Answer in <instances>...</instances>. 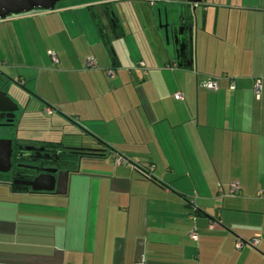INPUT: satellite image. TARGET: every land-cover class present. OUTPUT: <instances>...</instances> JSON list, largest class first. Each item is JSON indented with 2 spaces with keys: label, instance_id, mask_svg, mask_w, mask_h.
Instances as JSON below:
<instances>
[{
  "label": "crops",
  "instance_id": "1",
  "mask_svg": "<svg viewBox=\"0 0 264 264\" xmlns=\"http://www.w3.org/2000/svg\"><path fill=\"white\" fill-rule=\"evenodd\" d=\"M129 1L130 19L101 0L0 21V89L19 108L0 126L29 137L12 145L63 146L50 135L71 127L87 139L68 145L98 155L65 195L0 179V264H264V0ZM165 14L194 26L181 67Z\"/></svg>",
  "mask_w": 264,
  "mask_h": 264
},
{
  "label": "water",
  "instance_id": "2",
  "mask_svg": "<svg viewBox=\"0 0 264 264\" xmlns=\"http://www.w3.org/2000/svg\"><path fill=\"white\" fill-rule=\"evenodd\" d=\"M69 0H0V21L29 14L34 11L52 12L57 4ZM188 3H200L201 0H186ZM112 13L117 17V12L112 2ZM164 32L165 42L168 43L171 38L174 40L176 61L178 67L186 59L187 50L192 53L194 26H190L186 19L177 17L175 22H169L165 14L164 25L160 26ZM179 34V35H178ZM179 36V39H178ZM188 48V49H187ZM6 88V86H5ZM26 93L24 89L18 88ZM20 106V104H19ZM19 110L15 102L7 96L3 88L0 89V119H4L6 124L13 123L15 113ZM26 150L34 148L25 147ZM12 142L11 140H0V173H8L11 169ZM69 171H58L56 169L47 170L40 174L30 183L31 191L38 193H50L54 195H65L67 191V179Z\"/></svg>",
  "mask_w": 264,
  "mask_h": 264
},
{
  "label": "flooded vegetation",
  "instance_id": "3",
  "mask_svg": "<svg viewBox=\"0 0 264 264\" xmlns=\"http://www.w3.org/2000/svg\"><path fill=\"white\" fill-rule=\"evenodd\" d=\"M3 121L5 120L0 119V122ZM14 121L8 125L13 126L15 124ZM25 147L34 149L26 150ZM10 160L13 161L10 169L13 186L34 194H41L31 191L30 183L34 178L45 173L47 170L56 169L61 171L58 168V162L63 161L59 157V152L49 145H12V156Z\"/></svg>",
  "mask_w": 264,
  "mask_h": 264
},
{
  "label": "rangeland",
  "instance_id": "4",
  "mask_svg": "<svg viewBox=\"0 0 264 264\" xmlns=\"http://www.w3.org/2000/svg\"><path fill=\"white\" fill-rule=\"evenodd\" d=\"M101 0H69L66 2H61L59 4H57V8H60L62 6L68 5V4H92V2H100ZM167 6L170 7V5L168 4ZM115 7V6H114ZM137 4L136 3H132L129 0H119V2H117L115 10L117 12V8L120 9V14L123 12L124 15L128 16L130 19V16L132 17L133 15H135V12L137 10V12H139V9L137 8ZM118 9V11H119ZM34 13H39V11H34L29 13V15ZM164 25V24H163ZM2 37H4V35H2ZM35 58L37 59V56H35ZM29 61V59H28ZM56 67V66H55ZM56 69V68H55ZM37 73L34 75V79H32L31 81L28 82L29 84V88H31V90L33 91V93L35 92V83H36V79H37ZM54 82L56 83V79L54 80ZM25 90V89H24ZM57 90L55 87V91L52 94H56ZM51 119V118H49ZM26 129L24 127H22V124L17 128H13V127H9V126H0V140H10V139H16V140H22V138H29L25 136V131ZM25 131V132H24ZM67 132H73L71 127H67L66 132L64 134H58L56 133H52L50 136L52 137H56V138H52V140H58L60 138V142H63V147L64 148H72V149H79L78 146L80 145H68L70 142H81L82 140L85 141V139H87V137L84 134H77V136H70L69 133ZM42 136L41 134L39 135V133L37 134V137Z\"/></svg>",
  "mask_w": 264,
  "mask_h": 264
},
{
  "label": "built area",
  "instance_id": "5",
  "mask_svg": "<svg viewBox=\"0 0 264 264\" xmlns=\"http://www.w3.org/2000/svg\"><path fill=\"white\" fill-rule=\"evenodd\" d=\"M48 55H49V58L51 59V61L54 63V64H57L58 63V59H57V55L53 52V51H49L48 52ZM95 60L93 58H90L88 59L87 61V65L89 67H94L95 66ZM204 88L205 90L207 91H215L217 90V79H208L205 84H204ZM231 88L233 89L234 88V83H231ZM261 81L260 79L256 78L253 80V85H252V92H253V95L255 97L256 100H260V97H261ZM174 98L176 100H181L182 99V95L180 93H175L174 94ZM44 112L48 115L52 114L53 110L50 109V108H47L44 110ZM123 162V158L122 157H117L114 161V164L115 165H119ZM229 188H230V193H234L235 191L238 190V186L235 184V183H231L229 185ZM189 236L192 237V238H197V233H196V230L194 228H192L191 232L189 233ZM257 240H252L251 242H249L250 245L252 246H255L257 245ZM243 246V243L242 242H237L235 244V248L236 249H240L241 247ZM135 264H145L144 262V259L143 258H140L138 261L135 262Z\"/></svg>",
  "mask_w": 264,
  "mask_h": 264
},
{
  "label": "trees",
  "instance_id": "6",
  "mask_svg": "<svg viewBox=\"0 0 264 264\" xmlns=\"http://www.w3.org/2000/svg\"><path fill=\"white\" fill-rule=\"evenodd\" d=\"M22 17H23V15L22 16H17V17H12V18H22ZM209 92H213V91H209ZM45 145H49L53 149L57 150L59 152L60 159L61 158L63 159L64 162L62 160L58 162L59 170H61V171H69L70 173L71 172H75L77 170L78 161L82 157H84V156H98L97 154L91 153V151H86L84 149L64 148L62 145H58V144L52 145L50 143H47ZM12 162L13 161L11 160V164H12ZM1 178L4 179L6 182H10L11 187L14 190L23 191V190L15 188L13 186V184L11 182V171H9L6 174H0V179Z\"/></svg>",
  "mask_w": 264,
  "mask_h": 264
}]
</instances>
